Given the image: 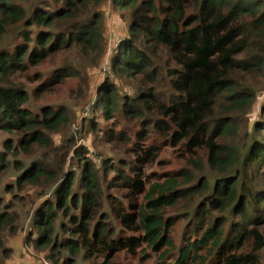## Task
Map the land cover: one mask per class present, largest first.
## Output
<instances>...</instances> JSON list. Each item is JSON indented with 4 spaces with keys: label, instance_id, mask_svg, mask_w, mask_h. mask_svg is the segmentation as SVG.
I'll return each instance as SVG.
<instances>
[{
    "label": "trees",
    "instance_id": "1",
    "mask_svg": "<svg viewBox=\"0 0 264 264\" xmlns=\"http://www.w3.org/2000/svg\"><path fill=\"white\" fill-rule=\"evenodd\" d=\"M103 1L0 0V131L19 135L15 145L4 141L0 170L17 169V187L44 177L54 189L33 211L26 241L54 264L135 254L141 244L163 264H264V0H109L126 29L108 53L112 79L98 86L91 114L142 127L133 148L140 164L157 156L156 145L140 143L150 132L184 146L197 157L190 159L197 176L180 169L149 182L141 165L131 175L114 159L97 167L84 146L73 150L71 169L57 180L41 162L7 157L18 147L29 154L33 144L49 146V133L67 118L48 106L35 113L18 75L72 47L101 56ZM69 74L70 65L59 66L40 87ZM113 130L107 136L129 140L125 130ZM110 184L127 190V208ZM176 206L187 221L178 244L170 235L174 220L164 217L165 207ZM15 218L0 209L5 256L4 231L17 232Z\"/></svg>",
    "mask_w": 264,
    "mask_h": 264
},
{
    "label": "rangeland",
    "instance_id": "2",
    "mask_svg": "<svg viewBox=\"0 0 264 264\" xmlns=\"http://www.w3.org/2000/svg\"><path fill=\"white\" fill-rule=\"evenodd\" d=\"M98 9L102 15L106 41V47L101 56L96 59V54L93 51L82 55L79 47H72L51 55L39 65L29 67L23 74L18 75L20 82L30 93L29 102L35 113L38 114L41 107L48 106L55 111L63 109L67 118L58 130L49 133V146L33 144L29 154L18 147V154L8 153L7 157L21 160L23 165H26L31 159L41 162L52 169L53 174L56 175L55 180H57L62 173L71 169L73 150L78 146H84L89 151L88 156L95 161L97 167H102L101 160L103 158L114 159L116 165L119 164L121 167L122 172L131 175V167L135 164L141 165L143 176L149 182L163 181L171 176L173 171L180 169H185L187 173L197 176L198 171L192 167L193 163L190 162V159L194 160L197 157L186 152L184 146L170 144L169 140H163L156 133L149 131L151 134H148L147 140L138 141L142 143V146L156 145L157 156L153 161L140 164L135 160L137 153L133 148L138 135L136 129H142V127L132 125V122L126 121L122 116L106 120L97 111L91 114L90 105L96 97L97 88L109 75L105 73L108 71L106 61L108 53L126 29L125 24L118 17L117 11L112 10L109 0H104ZM68 65L73 68L74 74H69L60 82L47 88L40 87L46 77H50L57 67ZM109 78L112 79L110 75ZM126 90L131 93L130 88H126ZM262 99L263 92L258 95L255 105L249 113V128L252 122L258 118L259 103ZM107 128L108 130H106ZM112 128H115L114 133L119 129L125 130L129 140L107 136V132ZM18 136L15 133L0 131V151L6 152L5 140L10 141L13 145L17 144ZM113 173L108 172V177ZM17 174V169L0 170V209L13 212L16 217L14 225L17 229V232L12 234H8L7 229L4 231V246L10 252L9 256L0 252V264H37L46 256L47 251L33 247L25 237L29 229H33L31 224L33 211L44 200L52 196L54 189L51 182L44 177L41 178L40 184L22 183L21 187H17L15 185ZM8 184L10 186L5 188ZM110 186L112 189L109 192L120 199L127 208V190L122 186L115 187L112 184ZM183 211L184 208L179 206L164 208V217L174 220L170 226V235L175 244L179 243L186 230L187 221L182 217ZM113 224L117 230L120 228L116 221H113ZM124 233L125 231H123ZM34 235L32 234L33 237ZM139 251H145V253ZM152 251L145 244H141L135 254L121 250L109 259H103V256L98 255L95 258L84 260L82 264H163L159 260L158 254Z\"/></svg>",
    "mask_w": 264,
    "mask_h": 264
},
{
    "label": "built area",
    "instance_id": "3",
    "mask_svg": "<svg viewBox=\"0 0 264 264\" xmlns=\"http://www.w3.org/2000/svg\"><path fill=\"white\" fill-rule=\"evenodd\" d=\"M39 264H54V263H52L51 261H49L47 258L44 257L39 261Z\"/></svg>",
    "mask_w": 264,
    "mask_h": 264
}]
</instances>
